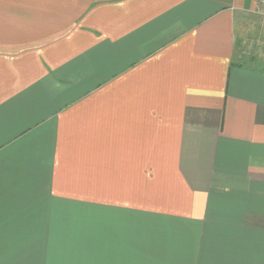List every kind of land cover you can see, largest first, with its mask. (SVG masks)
I'll use <instances>...</instances> for the list:
<instances>
[{
	"label": "crops",
	"instance_id": "crops-1",
	"mask_svg": "<svg viewBox=\"0 0 264 264\" xmlns=\"http://www.w3.org/2000/svg\"><path fill=\"white\" fill-rule=\"evenodd\" d=\"M260 0H0V264H264Z\"/></svg>",
	"mask_w": 264,
	"mask_h": 264
},
{
	"label": "built area",
	"instance_id": "built-area-1",
	"mask_svg": "<svg viewBox=\"0 0 264 264\" xmlns=\"http://www.w3.org/2000/svg\"><path fill=\"white\" fill-rule=\"evenodd\" d=\"M260 6H261V8H263L264 9V0H260Z\"/></svg>",
	"mask_w": 264,
	"mask_h": 264
}]
</instances>
